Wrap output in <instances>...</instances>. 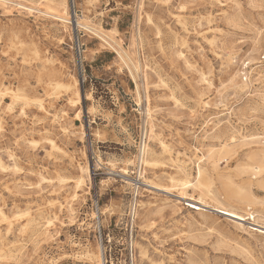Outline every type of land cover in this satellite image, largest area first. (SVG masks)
<instances>
[{"label": "rangeland", "instance_id": "1", "mask_svg": "<svg viewBox=\"0 0 264 264\" xmlns=\"http://www.w3.org/2000/svg\"><path fill=\"white\" fill-rule=\"evenodd\" d=\"M263 140L264 0H0V264H264Z\"/></svg>", "mask_w": 264, "mask_h": 264}, {"label": "bare ground", "instance_id": "2", "mask_svg": "<svg viewBox=\"0 0 264 264\" xmlns=\"http://www.w3.org/2000/svg\"><path fill=\"white\" fill-rule=\"evenodd\" d=\"M79 24V22H78ZM264 150V149H263ZM187 205L190 206L193 209L196 210H207V208L203 205H201L199 202H187ZM215 210H217L218 212L222 213L223 215L232 217L234 219L240 220V221H245L246 218L244 217L243 214H240L234 210L228 209L226 207H221V206H217L214 208ZM252 228L254 230L260 231L262 233H264V226L263 225H258V224H252Z\"/></svg>", "mask_w": 264, "mask_h": 264}, {"label": "built area", "instance_id": "3", "mask_svg": "<svg viewBox=\"0 0 264 264\" xmlns=\"http://www.w3.org/2000/svg\"><path fill=\"white\" fill-rule=\"evenodd\" d=\"M263 142H264V140H263Z\"/></svg>", "mask_w": 264, "mask_h": 264}]
</instances>
